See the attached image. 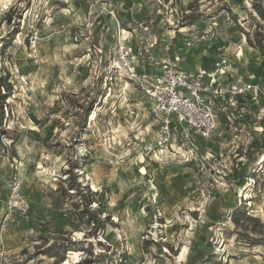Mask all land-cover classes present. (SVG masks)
Listing matches in <instances>:
<instances>
[{"label": "rangeland", "instance_id": "374dc122", "mask_svg": "<svg viewBox=\"0 0 264 264\" xmlns=\"http://www.w3.org/2000/svg\"><path fill=\"white\" fill-rule=\"evenodd\" d=\"M220 59L222 83L258 88L158 148L130 67L148 83ZM0 77V264H264V0H0Z\"/></svg>", "mask_w": 264, "mask_h": 264}, {"label": "built area", "instance_id": "2783aa9c", "mask_svg": "<svg viewBox=\"0 0 264 264\" xmlns=\"http://www.w3.org/2000/svg\"><path fill=\"white\" fill-rule=\"evenodd\" d=\"M121 53H125L124 47L121 48ZM228 68L229 63L226 59L217 60L211 68L196 70H185L177 63H169L163 65L161 73L147 83L145 77L143 78L130 67L132 80L142 86L143 93L152 106L153 114L159 118L158 148L168 149L177 124L186 125L185 133L190 131L196 137H210L217 126V109L228 110L229 105L234 104L235 98L258 88L255 85L222 83ZM216 101L224 106L217 107ZM20 189V183L13 189L15 201L9 204L11 214L15 207L22 213L29 210V205L21 195Z\"/></svg>", "mask_w": 264, "mask_h": 264}, {"label": "trees", "instance_id": "16d2710c", "mask_svg": "<svg viewBox=\"0 0 264 264\" xmlns=\"http://www.w3.org/2000/svg\"><path fill=\"white\" fill-rule=\"evenodd\" d=\"M5 87H6V80L3 77H0V130L2 128L3 121L5 118L4 108L6 107L5 101L7 100V95L2 94V88ZM96 103H97L96 100L91 101L85 110L84 128L86 126L87 118L91 115V112L93 111L94 105ZM80 169L81 167L79 162L74 161L70 163L67 171L65 172L67 176L66 181L69 182L68 191H75L77 198H79L81 203L84 204L82 213L93 224L92 232H94L93 234L96 235L97 232L102 231L104 229L106 221L100 218V213L94 211V209L91 207V200H90L91 194L89 193V190L83 189V187L80 184H78V177H79L78 173ZM67 251H73V250L68 248ZM85 263H89V262L86 261Z\"/></svg>", "mask_w": 264, "mask_h": 264}, {"label": "crops", "instance_id": "0c3cea01", "mask_svg": "<svg viewBox=\"0 0 264 264\" xmlns=\"http://www.w3.org/2000/svg\"><path fill=\"white\" fill-rule=\"evenodd\" d=\"M196 70V69H195Z\"/></svg>", "mask_w": 264, "mask_h": 264}]
</instances>
